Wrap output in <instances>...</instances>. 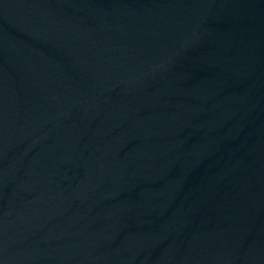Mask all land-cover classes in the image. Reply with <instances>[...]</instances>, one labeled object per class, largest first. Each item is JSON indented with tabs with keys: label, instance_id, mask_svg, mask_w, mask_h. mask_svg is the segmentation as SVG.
<instances>
[{
	"label": "water",
	"instance_id": "obj_1",
	"mask_svg": "<svg viewBox=\"0 0 264 264\" xmlns=\"http://www.w3.org/2000/svg\"><path fill=\"white\" fill-rule=\"evenodd\" d=\"M264 229V0H0V264H229Z\"/></svg>",
	"mask_w": 264,
	"mask_h": 264
}]
</instances>
